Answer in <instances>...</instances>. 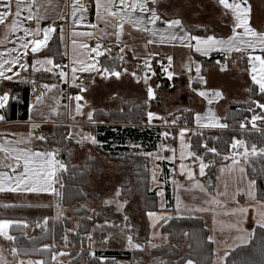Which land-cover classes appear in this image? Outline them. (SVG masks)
I'll return each mask as SVG.
<instances>
[{
	"label": "rangeland",
	"instance_id": "rangeland-1",
	"mask_svg": "<svg viewBox=\"0 0 264 264\" xmlns=\"http://www.w3.org/2000/svg\"><path fill=\"white\" fill-rule=\"evenodd\" d=\"M98 33H100L99 29ZM152 48L155 46L152 45ZM148 51L143 50L146 52L144 54L148 56L146 59H149ZM158 61L162 63H158ZM150 62L155 75H151L149 72L151 78L148 83L157 93L156 98L152 100L147 97V86L143 79L137 82V79L131 75L132 72H137L138 76H142V66L137 65L134 69L124 67L126 64L132 65L126 55L124 61L116 67L119 70L121 64L124 63L121 68H127L128 72L122 73L119 79L115 77L102 78L96 73L95 79H86L81 84L87 89L84 92H79L84 97V100L80 101L83 105L81 109L83 114H78L77 118L72 117L71 122L67 125L70 136L79 144L74 149L71 160L82 168L88 167L89 180L86 185L88 194L85 205L89 208L90 213L106 211L110 217L98 218L92 222L89 233L92 239L88 248V258L76 264H97L90 258V253H97L98 249H129L133 251L135 248L128 244L127 235L133 236V244H142L150 253L155 246L169 242L170 234L162 232L160 226L175 215L198 216L204 219L215 246L214 264H223V255L230 249L247 243L249 232L251 234L253 227L259 225L257 222L260 219L258 212L260 203L264 201L257 195L256 183L255 200L246 194L249 181L255 180L247 175L246 162L250 156L247 159L242 156L237 157L239 162L233 164L231 147L229 153L224 155L229 158L227 160L223 158L221 161L215 157L206 158L203 153L193 149L191 135L201 131V127H197L195 123V112L193 111L191 122L186 125L178 123L182 116L187 118L186 111L188 110L180 109L183 102L188 101L186 99L190 95L186 88L187 85H176L173 83L174 77L171 82L166 81L160 69H157L158 64L165 63L163 59L151 57ZM178 62L184 63L185 61ZM173 64L177 66L178 63L175 60ZM164 75L167 76L166 73ZM158 85L159 87H157ZM146 101L148 105L146 113L153 111L164 118H154L149 122L146 115V119L143 118L139 124V128L154 129V137L158 138L156 149L147 151V146L141 142L128 141L130 147L128 160L124 156L120 159H111L97 148V143H92L90 139H84L88 134L96 139L94 130L96 124L93 123L101 121L94 119L95 111L102 109L111 112L123 109L127 112L132 106L140 107ZM254 111L260 113L259 110ZM89 112L93 113L91 120L88 119ZM196 113L203 114L205 112L199 109ZM120 117L123 119L128 117L130 120L138 118L137 115L127 114L120 115L118 118ZM173 119L176 120L175 124L165 123V120ZM112 122L127 123L117 120ZM147 123L151 126L144 125ZM261 126V121H257L255 128L261 129ZM173 127L178 128L174 141L172 140ZM185 127L189 131L181 138L180 129ZM216 130L218 129H208L207 131ZM164 133H168V135L165 136ZM212 135L215 134L212 133ZM189 145L190 147H188ZM189 151L196 152L197 156H201L203 162L208 165L203 176L199 174L200 160L189 157L187 155ZM139 154L142 155L141 159H139ZM59 162L62 163L60 160ZM140 168L147 170V189L156 190L158 193L160 205L158 209L145 211V197L142 190L146 179L144 173H139ZM241 168L244 169L243 172L240 171ZM189 170L194 173L191 179ZM59 183L60 177H57L56 189L60 193ZM166 184L169 185L173 200V207L169 209L165 208L167 204ZM117 191H119V195H117ZM56 200L57 204H54L55 208L51 212L53 222L66 215L72 216L71 210L60 203L58 196H56ZM106 201H112V203H106ZM210 201H215V203ZM239 207L247 208L246 214L241 216L238 211H235ZM148 212H154L157 215L149 217ZM125 216L128 217L127 220L124 219ZM113 224L116 227H112ZM126 224L131 227L125 228ZM37 226L31 230H35ZM105 236H109L107 243L103 242ZM61 252L65 254L56 256V264L72 259L74 257L72 252L78 253L80 249H75L72 246L56 247V253Z\"/></svg>",
	"mask_w": 264,
	"mask_h": 264
},
{
	"label": "snow or ice",
	"instance_id": "snow-or-ice-1",
	"mask_svg": "<svg viewBox=\"0 0 264 264\" xmlns=\"http://www.w3.org/2000/svg\"><path fill=\"white\" fill-rule=\"evenodd\" d=\"M160 0H95V15L97 21H101L104 24V28L100 29L99 35L96 33V29L99 27V24H91L93 31L76 33L74 35H83L87 37H94L97 40H103L108 37L115 38V44L119 46L123 44V47L118 48V54L116 56L107 55L110 53V49L101 50L103 45L97 44L95 47H90L86 43L79 44V49L82 51H77L76 40L72 41L74 57L72 60L71 68V80L74 86L79 88L80 92H84L87 89L82 85L76 84L77 72H96L102 78H112L115 77L119 79L122 73H127V68H120L113 66L118 62H123L125 58V48L128 45L121 39L125 33V25L131 26L132 29H135L142 33H148L152 37L157 35L160 36V42H179L188 49H194L195 52L201 53L204 56H207L210 52H222V53H231L235 52H246L248 64L251 68V80L254 85L258 86L259 93L261 94L262 99H264V31H258L250 23L251 19V5L248 0H218V4L223 6V9L226 10V14L230 13L233 19L229 21L231 24V35L227 37L217 36L215 33L209 34L210 29L207 26H194L197 30L202 31L204 34H194V32L185 24L184 20L180 17L167 18L163 10H158L157 4ZM152 5L151 7L149 5ZM39 5L36 3V0H16L15 12L14 15L16 19L12 20L10 25V31L14 35L16 32L20 31L23 25V20L20 19L22 12L27 11L28 15L24 18L27 21H39L45 17L39 13ZM33 8H36L37 11L34 13ZM0 24H3L8 18L13 16V4L12 0H0ZM87 12L86 6L81 3V0H73L72 4V16L74 18V23H80L83 20V17L80 20H76L77 13ZM63 19V18H62ZM158 22L162 23L165 27L162 29L159 28ZM151 25V27H149ZM112 28L113 31L108 32L107 29ZM238 29L242 31H237ZM24 36L32 37L30 40H25L24 37H18L19 48L12 47L5 49V52H0V81H12L13 76L18 77V72H13V68L16 65H19L21 69L27 70V67H31L34 71H46L51 73L54 69H59V77L65 78L67 82V77L69 73L65 71V67L59 63H56L52 56H46L43 59H37L34 64L27 65L21 63L23 57H27L29 53V48L31 53H39L42 49L48 47V41L50 39V34L55 31L54 26L45 27L43 29L31 27L22 28ZM43 33L42 38L39 37V33ZM153 39H147L145 47L147 44L155 43ZM195 42V43H193ZM3 43V41H0ZM31 46V47H30ZM23 50L22 56H13L12 53ZM133 54V59H136V53L134 49H129ZM259 52L260 54H256ZM5 53L7 56H5ZM67 53H65L66 55ZM94 54V55H92ZM149 59H145L142 63L143 75L138 76L137 72H132L131 75L137 79L139 82L143 79L144 84L147 86V97L149 100L155 99L157 96L156 91L153 89L151 84L148 83L150 80L149 72L151 75H155V71L152 70L150 58L158 55V53H150ZM106 56V59L111 61L108 65H100L99 57ZM227 59V57L225 58ZM158 63H162L159 62ZM217 64L220 61L216 62ZM39 65L40 67H36ZM193 65H195L196 80L200 83H206V79L202 76L201 68L202 66L194 62L189 58L186 62L182 63L181 67L183 71L191 73L193 71ZM48 66V67H45ZM173 66V57L167 56V67H162L164 73H166L167 78L171 81L174 76H178L179 73L175 72L172 69ZM227 65L225 64V68ZM224 70V69H221ZM7 73H13L12 75H7ZM35 83V81H32ZM192 78H189V87H191ZM45 90H52L57 87L56 84H43L41 86ZM159 87V85L157 86ZM194 92H197L199 96L207 100L208 105H212L216 98H223V93L219 90H199L192 89ZM252 91V89H249ZM43 93L36 97L37 103L42 102ZM10 99V94L8 91H4L0 94V109H4L8 104ZM70 100L76 102V112L83 114L81 109L83 105L79 102L84 100V97L80 94L75 96H70ZM251 104L255 108L260 110V113H256L253 107H249L248 111L253 114L249 118L245 117L244 120L239 122L241 129L246 127L247 123H250L253 128L257 126V121H264V102L261 100H252ZM52 111H56L55 108ZM94 111V110H93ZM190 111V110H188ZM148 121L151 122L154 118L164 119L160 117L157 113L153 111H147L146 113ZM93 116L92 112L88 113V119L91 120ZM5 116L0 114V121H3ZM186 122V121H185ZM165 123L175 124L176 120L171 121L165 120ZM195 123L197 125L207 126V127H220L227 128L228 125L221 123L220 117H218L212 107H208L207 111L203 114L195 113ZM35 127V125H33ZM188 128L180 129V137L183 138L184 134L188 132ZM71 135V134H69ZM163 135L167 136L168 133ZM39 139L43 140L44 137L40 136ZM84 139H90L92 143H98L94 136L88 134ZM190 147V145L188 146ZM202 147L210 153H216L217 149L215 147H208L207 144H203ZM233 156V164H237L239 161L236 157H244L247 159L249 156H264V147H257L256 143L249 144L244 139L233 138V141L230 145ZM242 149V151L238 150ZM0 152L5 154V161L0 163V167L8 169L11 171V175L8 171H0V192L9 191V192H51L56 196H60V193L54 187L55 176L57 167L60 169H65L67 166L63 163H60L55 159L56 150L52 151H32L27 148L17 147L11 140L5 139L3 143H0ZM189 157H192L194 160H200L199 164V174L203 176L205 174V168L208 167L207 164L203 162L201 156H197L196 152L189 151L187 153ZM183 156V154H182ZM228 156H225L224 159H228ZM22 162V166H21ZM17 171V169H21ZM183 168V165H181ZM241 172L244 171L243 168L240 169ZM194 173L189 170V178L193 177ZM155 179V176H153ZM255 180L249 181V186L246 191V194L249 198L255 200ZM119 195V191H117ZM215 203V201H210ZM106 203H112V201H106ZM126 203V202H125ZM122 206V205H121ZM7 208L10 205H3ZM179 207V201H178ZM252 207V205H250ZM235 211H238L241 216L246 214L247 208L239 207ZM260 219L257 221L261 228H264V202L260 203V210L258 212ZM149 217H155L157 214L154 212H148ZM47 217L44 218V224H47ZM90 219V218H89ZM125 220L128 219L127 216L124 217ZM163 219V217H161ZM108 223L107 221L105 222ZM13 225L27 227L25 221L11 220V219H0V236L4 237L8 241H15L16 237L9 234V230ZM39 226V225H38ZM102 227V226H97ZM116 227V225H112ZM130 225H125V228H130ZM123 231V229H121ZM89 240L92 239V236L89 235ZM128 244L133 246L135 249H141L143 247L140 243L133 244V236L127 235ZM109 236H105L103 242L107 243ZM209 240L213 238L208 237ZM65 241L67 242V236H65ZM49 245H44V250H48ZM11 252L13 255L18 254V249L12 248ZM27 254V253H25ZM65 253H54L52 255V260L56 259L57 255H64ZM92 256H95V252L90 253ZM100 260H105V257H100ZM0 264H7L3 256L0 255ZM17 264H45L44 261H33V260H19ZM187 264H192V261L189 260Z\"/></svg>",
	"mask_w": 264,
	"mask_h": 264
},
{
	"label": "trees",
	"instance_id": "trees-1",
	"mask_svg": "<svg viewBox=\"0 0 264 264\" xmlns=\"http://www.w3.org/2000/svg\"><path fill=\"white\" fill-rule=\"evenodd\" d=\"M191 30L199 32L196 28H191ZM48 50L52 52L57 62L61 64L65 62L66 57L60 49L59 41H53ZM117 54V51L113 49L110 53H106V56H116ZM106 56L101 57V65L111 63L106 59ZM217 56L219 55L201 56L203 59L202 69L205 71L206 66L212 63ZM119 63L113 66L116 67ZM29 72L31 80L36 82L57 79L56 72L49 73L31 69ZM6 88L10 91V99L5 107L6 118L8 120L27 119L30 103V83L28 81H6L2 85V90ZM249 89H252V91H249ZM246 92L249 95L248 102L233 101L228 105L227 113L224 116V121L228 125L227 128L212 132L201 130L191 135L193 149L203 153L206 158L215 157L221 161L224 155L229 153L233 138L244 139L249 144L256 143L257 147H264V121H261V129L250 128L252 127L250 123H247L244 129L239 126V122L244 120L245 117L250 120L253 113L248 111L249 107H253L256 111L259 110L251 104L252 100L264 102L256 85H249ZM14 93L18 95L17 99L12 98ZM147 107L146 101L140 107L132 106L127 112L123 109L111 112L102 109L95 111L94 119L101 121L94 125L98 142L97 148L111 159H120L124 156L127 160L130 152L128 141L141 142L147 146V151L156 149L158 138L154 137V129L139 128L143 118L146 119ZM186 112L187 118L182 116L179 119V125H186L192 121L193 110ZM125 114L137 115L138 118L136 120H130L128 117L123 119L122 116L118 118L120 115ZM113 120L127 123H113ZM177 129V127H173V141ZM212 133L215 135H212ZM44 144L48 149L56 150V158L67 166L66 170L64 169L57 175V177H60L59 198L60 203L71 210L72 216L66 215L53 222L50 207L10 206L5 208L0 206V218L27 223V227L12 226L10 234L16 237L15 241H8L1 236L0 241H3L8 250L15 247L18 249L19 254L37 258L44 261L45 264L57 263V258L55 260L51 258L56 253V247L72 246L75 249H80V252H72L74 257L61 264H76L88 258V248L90 247L88 237L92 222L95 219L110 216L107 215L106 211L91 214L89 208L85 205L88 194L86 190L89 180L88 167L82 168L71 160L73 151L79 144L70 137L69 127L64 124L51 127ZM203 144H207L208 147H215L219 154L207 152L202 147ZM138 156H140L139 159L142 158V155L139 154ZM246 165L247 175L255 179L257 195L264 201V156H250ZM142 168L139 169V173H144L146 179L142 190L145 197V211L158 209L160 206L158 193L156 190L147 189L148 174L147 170ZM166 200L165 208H172L173 200L168 184H166ZM45 217L48 218L46 225L44 224ZM36 225L39 226L35 230H31ZM161 230L170 234L169 242L155 246L150 253L145 247L133 251L107 250L99 251V253L101 252L106 256L105 260H92L96 261L97 264H184L187 260H192L194 264H214V243L213 240L208 239L210 230L202 217L175 215L162 224ZM65 236H67V242ZM44 245H49L50 248L44 250ZM225 264H264V228L255 225L247 243L240 244L227 252Z\"/></svg>",
	"mask_w": 264,
	"mask_h": 264
},
{
	"label": "crops",
	"instance_id": "crops-1",
	"mask_svg": "<svg viewBox=\"0 0 264 264\" xmlns=\"http://www.w3.org/2000/svg\"><path fill=\"white\" fill-rule=\"evenodd\" d=\"M251 5V19L250 23L253 27H255L258 31H264V0H248ZM36 3L40 6L39 13L44 16V19L39 21H27L24 19L28 13L27 11L22 12L20 19L23 20V27H31L36 28L37 26L41 29L49 23H56L55 33L52 41L48 45V48L52 44L53 41H59L60 49L62 52L67 53L65 55L66 60L63 64L57 62L55 56L51 51L44 50L41 53L33 54L30 52L27 57H23V50H19L18 52L12 53L13 56H22L23 59L21 63L26 62L27 65H32L35 63L37 59H43L46 56H52L56 63L61 64L65 67V71L69 73L67 82H65V78L59 77V69H54L52 72L57 73V79L54 81H42L36 82L34 84L38 85L40 92L43 93L42 102L37 103L35 93L30 92V103L28 110V118L25 120H8L6 118L5 108L0 110V114L5 116L3 121H0V143H3L5 139L11 140L17 147L19 148H27L32 151H52L48 149L44 144V141L48 135L49 129L58 124L69 125L72 117H78L79 113L76 112V102L74 100H70V96H75L79 94L80 90L76 86L73 85L71 80V68H72V60H73V44L72 41L76 40L77 51H82L79 49V44L86 43L90 47H95L98 43L102 44V51L104 49H110L111 51L114 49L118 53V48L123 47V44L117 46L115 44L114 37H108L103 40H97L94 37H87L83 35H74L73 33H84L93 31L91 28V24H99V27L95 30L97 35L98 29H103L104 24L101 21H97V17L95 15V0H83V3L87 12L77 13L76 20H80L83 17V20L80 23H74V18H70V13L72 7L69 3V0H36ZM118 3V0H117ZM13 4V16L8 18L3 24H0V52H5V49L16 47L19 48L18 37H24L25 40H30L32 37L24 36L23 30L21 28L20 31L16 32L14 35L10 31V25L13 19H16L15 5L16 0H12ZM152 6L151 4L149 5ZM158 10H163L164 14L167 18H175L180 17L184 20L185 24L189 26V28H195L194 26H207L210 31L209 34L215 33L217 36L227 37L231 35V24L229 21L233 19L230 13L226 14V10L223 9V6L218 4V0H160V2L156 5ZM2 10V9H0ZM37 11L36 8H33V12ZM63 18V19H62ZM159 28L165 27L162 23L158 22L157 25ZM192 26V27H191ZM151 27V25H149ZM108 32L113 31L112 28L107 29ZM237 31H242L238 29ZM194 34L204 33L194 32ZM42 36V32L39 33L40 38ZM121 39L128 45L125 48V55L129 57V61H131L132 65L124 63L121 64V67H128L134 69L137 65H141L143 61L148 57L145 55L143 50H149L148 53H158V55L153 56L154 58L163 59L164 64H158L157 69H160L161 74H163L166 81H170L167 76L164 75L162 71V67H167V56H172L173 61H177V66L173 64L172 69L175 72L179 73L178 76H174L173 83L176 85L185 84L188 93L190 94L187 97V102H183L180 109L193 110L195 113L197 111L203 110L207 111L208 107H212L218 117H220L221 123H225L224 116L227 113L228 105L235 101H243L248 102L249 95L246 92V89L249 85L254 84L251 80V68L248 64L247 53L246 52H231V53H222V52H210L207 56L211 54H218L217 58L210 64L206 66V70L204 71L201 68V75L205 77L206 83H200L196 80L195 73V65H193V71L191 73H187L182 70V63L178 61H187L191 58L193 61H196L203 67V59L201 53L195 52L194 49H188L184 45L179 42H160V36L157 35L152 37L148 33H142L135 29H132L131 26L125 25V33L121 37ZM147 39H153L156 42L152 44H147L145 47V43ZM195 43V42H193ZM152 45L155 48H152ZM31 47V46H30ZM134 49L137 58L133 59V54L129 49ZM143 49V50H142ZM110 51V52H111ZM141 51V52H140ZM256 54H260L257 52ZM94 55V54H92ZM5 56L7 54L5 53ZM102 57V56H101ZM101 57H99L100 65H101ZM227 57V59H225ZM220 61L219 64L216 62ZM225 64L227 67L225 68ZM246 66V68H245ZM36 67H40L36 65ZM48 67V66H45ZM120 67V68H121ZM33 70V68L28 67L27 70L21 69L19 65L14 66L13 72H18L19 76H13V81H28L32 88V81L30 78L29 70ZM224 69V70H221ZM43 71V70H41ZM140 73V70H138ZM13 73H7V75H12ZM77 80L76 84L81 85L83 81L86 79H95L96 72H77L76 73ZM192 78L191 87H189V78ZM6 81H0V94L4 91H10L8 88L2 90V85ZM171 82V81H170ZM43 84H56L57 87L48 91L43 89L41 86ZM258 87V86H257ZM192 89L199 90H219L223 93V98H216L213 104L210 106L207 103V100L198 95L197 92H194ZM40 93V95H41ZM183 101V100H182ZM188 103V104H187ZM80 104H82L80 102ZM55 108L56 111H52ZM257 113V112H256ZM98 124V123H93ZM35 125V127H33ZM145 126H151L148 123L144 124ZM197 127H201L200 130H208V129H221L220 127H207L202 125H197ZM43 136L44 139L41 140L38 137ZM71 137V136H70ZM73 138V137H72ZM44 146V147H43ZM55 159L59 161L56 156ZM5 161V154L0 152V163ZM22 166V162H21ZM21 169H17L20 171ZM64 169H60L57 167L56 176H55V184L54 187L57 186V175L62 172ZM0 171H8L11 175V171L0 167ZM241 197V196H240ZM10 206H27V207H50L52 210L55 208L54 204H57L56 195L51 192H9L4 191L0 192V206L3 205ZM61 205V204H60ZM59 206V205H58ZM60 207V206H59ZM173 217V216H172ZM164 223V222H163ZM162 223V224H163ZM161 224V226H162ZM160 226V229H161ZM11 235V234H10ZM248 241L250 240L251 234H248ZM2 237V236H1ZM214 243V242H213ZM15 248V247H14ZM215 248V246H214ZM106 250H124L131 251L129 249H98V251H106ZM227 254V253H226ZM223 255V264H225V256ZM0 255L3 256L4 260L7 264H17L19 260H33L40 261L37 258L31 256H24L21 254L13 255L11 250H8L6 246H4L3 241H0ZM189 260H187L184 264H187ZM192 261V260H191ZM192 264L194 262L192 261Z\"/></svg>",
	"mask_w": 264,
	"mask_h": 264
},
{
	"label": "built area",
	"instance_id": "built-area-1",
	"mask_svg": "<svg viewBox=\"0 0 264 264\" xmlns=\"http://www.w3.org/2000/svg\"><path fill=\"white\" fill-rule=\"evenodd\" d=\"M83 0H81V2H82ZM69 3H70V5H71V7H72V4H73V0H69ZM32 85V88H31V86H30V92H32L33 91V93H35V95H36V97L38 96V95H40V89L38 88V85H36V84H34V83H32L31 84ZM12 98L13 99H17L18 98V95L16 94V93H14L13 95H12ZM0 110H2V109H0ZM238 150H240V151H242V149H238ZM233 151V150H232ZM231 157L233 158V156H232V152H231ZM237 158V157H236ZM100 257H105L106 258V256L103 254V253H99V252H97V253H95V256H92L91 254H90V258L91 259H98V260H100L99 258Z\"/></svg>",
	"mask_w": 264,
	"mask_h": 264
},
{
	"label": "water",
	"instance_id": "water-1",
	"mask_svg": "<svg viewBox=\"0 0 264 264\" xmlns=\"http://www.w3.org/2000/svg\"><path fill=\"white\" fill-rule=\"evenodd\" d=\"M70 18H73V16H72V10H71V13H70ZM49 26H54V27H56V23H49V24H47V25H45L43 28H45V27H49ZM54 33H55V31L54 32H52L51 34H50V39H49V41H48V45L50 44V42L52 41V39H53V37H54ZM43 37V33H42V36L40 37V38H42ZM48 48V47H47ZM46 48V49H47ZM46 49H42L41 50V52H43L44 50H46ZM31 52V51H30ZM41 52H39V53H41ZM36 54V53H35Z\"/></svg>",
	"mask_w": 264,
	"mask_h": 264
}]
</instances>
